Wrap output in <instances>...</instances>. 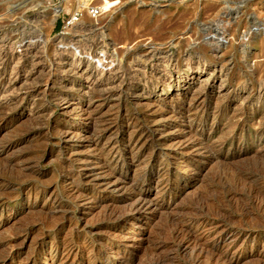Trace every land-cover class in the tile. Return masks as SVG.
Returning a JSON list of instances; mask_svg holds the SVG:
<instances>
[{
  "label": "rangeland",
  "instance_id": "374dc122",
  "mask_svg": "<svg viewBox=\"0 0 264 264\" xmlns=\"http://www.w3.org/2000/svg\"><path fill=\"white\" fill-rule=\"evenodd\" d=\"M92 5L105 10L93 18L87 10ZM75 11H81V17L67 24ZM85 21L91 26L81 30ZM217 26L225 29L223 34L229 39L227 46L206 38ZM163 62L169 63L165 67ZM76 64L84 76L93 75L90 97L94 105L103 103L97 109L98 115L111 123L100 146L105 145L109 137L118 149H124L121 132L129 115L150 127L152 116L164 123L165 119L171 120L169 115L173 112L177 117L173 116L172 121L185 130L180 140L191 146L181 152L173 147L175 140L147 137L143 156L149 158L141 156L143 161L140 159L139 163H121L112 171L111 179L118 178L117 189L110 190L89 181L84 183L81 192H71L70 182L80 163L78 159L88 157L92 161L88 167L95 169L93 164L99 153L86 145L93 136L92 122L83 119L73 106L63 110L67 100L72 105L76 101L81 106L87 105L83 100L88 95L87 89L77 81L80 76L76 74L79 70L73 68ZM101 68L109 73L98 82L95 75ZM164 75L171 79L169 87L162 84ZM15 81L16 87L12 86ZM46 83L48 88H45ZM0 91V264H138L139 259V264H264V194L261 195L264 192L261 190L264 189V0H0ZM190 100L193 103L187 102ZM189 103H192L190 111ZM149 109L157 110L159 115L150 117ZM170 126L168 131L172 133L174 127ZM69 127L80 131V141L84 143L74 154L69 148L74 143L77 146L78 142L75 136L74 141L67 139ZM168 131L166 133L170 134ZM167 151L176 153L179 160L175 156H163ZM164 157L178 162L173 163L168 176L174 183L172 188L160 195L157 173L166 160ZM148 159L150 161L144 164ZM213 162L219 165L214 166ZM178 167L182 168L178 170ZM241 181L246 182L243 185ZM132 189L142 190L149 208L141 210L143 214L137 213L139 216L125 218L122 216L129 214L133 198L121 196H129L127 193ZM96 191L106 198L87 199ZM151 201L160 206L154 208ZM258 202L261 207L257 206ZM115 205L121 212L125 207L128 211L120 213L118 210L120 214L116 217L109 215L110 211L118 212ZM182 210H186V214ZM187 211L192 214L196 211L207 219L205 226L209 229L183 225L182 219L194 216ZM120 216L122 218H117ZM173 222L192 232V237L198 234L199 238L195 239L199 243L185 249L176 247L178 237L182 238L184 233H175L179 228ZM218 235H227L233 243L215 247L213 243ZM208 247L210 250L214 247L216 252H206Z\"/></svg>",
  "mask_w": 264,
  "mask_h": 264
},
{
  "label": "bare ground",
  "instance_id": "6f19581e",
  "mask_svg": "<svg viewBox=\"0 0 264 264\" xmlns=\"http://www.w3.org/2000/svg\"><path fill=\"white\" fill-rule=\"evenodd\" d=\"M97 3V2H96ZM215 5H216V3H215ZM214 5V6H215ZM222 5V4H221ZM220 5V6H221ZM212 6V5H211ZM213 6V7H214ZM220 6L218 5V7H219V9H220ZM211 8V7H210ZM222 8V7H221ZM213 9H215V8H213ZM212 9V10H213ZM218 9V10H219ZM241 12V11H240ZM204 13V12H203ZM221 15V14H220ZM207 16V15H206ZM179 17V16H178ZM176 20V19H175ZM207 20V19H206ZM212 20V19H211ZM201 21V20H200ZM234 21V20H233ZM210 22V21H209ZM85 24H81V26H80V29L81 30H83V29H85V28H87V26H91L90 24L88 25V22H84ZM178 23V22H177ZM232 24V23H231ZM234 24H236V23H234ZM225 25V24H224ZM227 25V24H226ZM166 26H167V28H169L168 27V25L166 24ZM170 26V25H169ZM228 26H230V25H228ZM237 26H239V25H237ZM104 28H105V26H103ZM161 27V26H160ZM197 27V26H196ZM221 26H217L215 29H214V33H209L208 35H206V38H207V40L209 41V42H213V43H216V44H220L219 42H222V44H224V45H226L227 43H229V39L227 38V36L225 37L224 36V34H223V31L225 30H223L222 29V27L220 28ZM226 27V26H225ZM209 28V27H208ZM224 28V27H223ZM234 28V27H233ZM238 28V27H237ZM187 29V28H186ZM197 29V28H196ZM206 29V28H205ZM211 29V28H210ZM209 29V30H210ZM212 29H213V27H212ZM234 30H235V28H234ZM198 31V30H197ZM208 31V30H207ZM168 32V31H167ZM201 32H202V30H201ZM211 32V31H210ZM226 32H227V30H226ZM228 32H229V30H228ZM202 34H203V32H202ZM207 34V33H206ZM191 35L192 34H190V38H191ZM254 35V34H253ZM195 36V35H194ZM194 36H192L193 38H194ZM260 36V35H259ZM198 37V36H197ZM258 38V37H257ZM153 39V38H152ZM189 38H188V36H187V40H188ZM168 40V39H167ZM218 40V41H217ZM33 41V40H32ZM183 41V40H182ZM186 41V40H185ZM173 42V41H172ZM167 43H169V42H167ZM212 43V44H213ZM169 45V44H168ZM152 46V45H151ZM215 46V45H214ZM217 46H219V45H217ZM227 46V45H226ZM216 47V46H215ZM224 47V46H223ZM151 48V47H150ZM155 48V47H154ZM151 49H153V48H151ZM216 49V48H215ZM220 49V48H219ZM263 49V48H262ZM147 51V50H146ZM155 51V50H154ZM154 51H151V52H154ZM185 51V50H184ZM70 52H72V51H70ZM156 52V51H155ZM165 52V51H164ZM261 52V51H260ZM146 53V52H145ZM184 53V52H183ZM169 54V53H168ZM182 54V53H181ZM225 54V53H224ZM17 55V54H16ZM144 55V54H143ZM159 55V54H158ZM162 55V54H161ZM164 56H168V55H165V54H163ZM162 55V56H163ZM103 56V55H102ZM150 56V55H149ZM149 56L147 57L148 59H149ZM221 56V55H220ZM17 57V56H16ZM161 57V56H160ZM187 56H185V58H186ZM95 58V57H94ZM146 58V59H147ZM166 58V57H165ZM172 58V57H171ZM180 58H182V56L180 57ZM184 58V57H183ZM182 58V59H183ZM158 59V58H157ZM177 59V58H176ZM189 59V58H188ZM219 59V58H218ZM74 60V59H73ZM81 60V59H80ZM88 60V59H87ZM86 60V61H87ZM101 60H102V58H101ZM104 60V59H103ZM142 60H144V59H142ZM141 60V61H142ZM184 60V59H183ZM191 60V59H190ZM221 60V59H220ZM223 60V59H222ZM98 61V60H97ZM175 61V60H174ZM173 61V62H174ZM185 61V60H184ZM205 61V60H204ZM21 62V61H20ZM147 62V61H146ZM167 62V61H166ZM171 62V61H170ZM172 62V63H173ZM209 62V61H208ZM224 62V61H223ZM65 63V62H64ZM72 63V62H71ZM79 62L77 61V64H78ZM87 63V62H86ZM144 63V62H143ZM169 63V62H168ZM168 63H165L166 65L168 64ZM177 63V62H176ZM179 63V62H178ZM185 63H186V61H185ZM184 63V64H185ZM200 63V62H199ZM214 63V62H213ZM75 65L73 68L74 69H78L79 71L77 72L76 71V74H78L79 76H80V79H78L77 81L79 82V85L80 84H82V85H84L85 84V87L84 88H86L87 89V91H85V93H88V95L85 97V99H83V100H86L87 101V105H79V101H76V103H74V105H72L73 103H69V101L67 100V99H63L64 101L65 100H67V101H65L64 103H65V108L63 109L64 111H66V108H68V107H71V106H73L72 107V109H74V108H76L77 109V111H79V112H77V113H79V114H81L80 116H82V118L83 119H85V120H89L90 122H92V125H93V136H92V138L88 141V144H86V145H89L90 147H91V150H98L99 151V153L97 154V158H96V161L94 162V164L93 165H96V166H93L95 169H92V168H89L88 167V165L90 166V164L92 163V161H90V160H88L89 158L88 157H86V158H79L78 160L80 161V163L77 165L78 167H77V170L75 171V173H74V178H73V180H72V182H70V190H71V192H73V193H77V192H81V188L82 187H84V183L86 184L87 182H89V181H91V182H93V181H95L93 184L94 185H99L100 187L103 185L104 186V188H110V190H115V189H117V187H119V186H117V177H115L114 178V180H112L111 179V176H112V173L114 172L113 170H116V168L121 164V165H125L126 163L128 164V163H135V162H138L140 159L142 160V158H141V156H143V152H144V146H145V143H146V140H147V137H150V139L151 138H154V140H156V139H158V140H160V141H166L167 139H169V140H175L174 142H173V145H175V146H173L174 148H176V150L177 149H179L180 151L182 150H185L188 146H191L189 143H183L182 142V140H180L181 138L183 139V136L185 135L184 133H185V130H182V129H180L179 128V125H177V123L178 122H176L175 120H173L172 121V117L173 116H176L177 117V115H174L173 113H171L169 116V119H171V120H169V121H167L166 119H165V121L166 122H164V123H160V118L158 119H154V117L152 116V115H154V116H158L159 114H157V110H151V109H149V110H151L150 112H149V115H150V117L152 118V120H150V121H152V125L149 127H146V126H144V124L143 123H140V122H138L137 121V119L135 118V117H132V116H130L129 115V117H126L125 118V123H126V125H125V128L123 129V131L121 132V135H122V140H123V145H124V149L123 150H120V149H118L116 146H115V143H114V141H109L108 140V138L106 139L107 141H105V145H103V146H100V144H101V141H102V139L104 138V136L106 135V133L110 130V128H111V123L108 121V119L107 118H103L101 115L99 116L98 115V110L97 109H99L100 108V106L103 104V103H98V104H96V105H94L95 104V101L90 97L91 95H90V87H92L93 85H94V82H93V75H87V76H84V72H82V71H80V66L79 65ZM94 64V63H93ZM103 64V63H102ZM158 64V63H157ZM165 67H166V65L164 64V62L162 63ZM188 64V63H187ZM143 65V64H142ZM144 65H145V63H144ZM162 65V66H163ZM186 65V64H185ZM219 65V64H218ZM14 66V65H13ZM12 66V67H13ZM71 66V65H70ZM69 66V67H70ZM164 66H163V68H164ZM180 66V65H179ZM187 66V65H186ZM185 66V67H186ZM220 66H222V64H220ZM87 67V66H86ZM96 67V66H95ZM142 67V66H141ZM156 67H158V66H156ZM168 67V66H167ZM184 67V68H185ZM14 68V67H13ZM12 68V69H13ZM159 68H160V66H159ZM171 68H172V66H171ZM190 68V67H189ZM219 68V67H218ZM221 68V67H220ZM223 68V67H222ZM143 69V68H142ZM156 69V68H155ZM158 69V68H157ZM161 69V68H160ZM204 69V68H203ZM214 69V68H213ZM216 69V68H215ZM144 70V69H143ZM220 70V69H219ZM29 71V70H28ZM86 71V70H85ZM99 71V70H98ZM97 71V72H98ZM109 71V70H108ZM107 70H103L102 68L100 69V71L95 75V78H97V81L98 82H100V80H102L103 79V75H105V74H107V72H108ZM159 71V70H158ZM178 71V70H177ZM222 71V70H221ZM162 72V71H161ZM213 72V71H212ZM211 72V73H212ZM96 73V72H95ZM109 73V72H108ZM175 73H177V72H175ZM179 73V72H178ZM194 73V72H193ZM197 73H200L198 70H197ZM220 73V72H219ZM24 74H26V73H24ZM160 73H158V75H159ZM164 74H165V72H164ZM169 74V73H168ZM84 77H83V76ZM86 75V74H85ZM134 75V74H133ZM163 75V74H162ZM193 75V74H192ZM196 75V74H195ZM11 76V75H10ZM27 77H28V75H26ZM25 76V77H26ZM165 76V75H164ZM176 76V75H175ZM204 76V75H203ZM208 76V75H207ZM14 77V76H13ZM17 77V76H16ZM24 77V76H23ZM83 77V78H82ZM161 77V76H160ZM188 77V76H187ZM117 79H118V76L116 77ZM170 77H166L165 76V78L163 77L162 79H164V80H162L163 81V85H166V86H170L169 84H170V82H171V79H169ZM175 78V77H174ZM207 78V77H206ZM212 78V77H211ZM9 79V78H8ZM12 79V78H11ZM16 79V78H15ZM14 79V80H15ZM186 79V78H185ZM188 79V78H187ZM225 79V78H224ZM26 80V78L24 79V81ZM72 80V77H69V81H71ZM96 80V79H95ZM205 80V79H204ZM207 81H209L210 80V77H208L207 79H206ZM6 81V80H5ZM8 81V80H7ZM12 81V80H11ZM10 81V82H11ZM207 81H205L206 83H207ZM221 81V80H220ZM118 82V81H117ZM138 82V81H137ZM147 82V81H146ZM203 82V81H202ZM211 82V81H210ZM5 83H7V82H5ZM26 83V82H25ZM161 83V82H160ZM184 83H185V81H184ZM17 84V81H15L13 84H12V86H15ZM143 84V83H142ZM161 84V85H162ZM202 84V83H201ZM200 83L198 84V85H201ZM146 85V84H145ZM197 85V86H198ZM81 86V85H80ZM87 86V87H86ZM153 86V85H152ZM196 86V85H195ZM203 86H205V85H203ZM220 86H222V85H220ZM8 87V86H7ZM10 87V86H9ZM16 87V86H15ZM15 87L13 88V89H15ZM27 87V86H26ZM49 87V85H47V83L45 84V88H48ZM144 87V86H143ZM188 87V86H187ZM200 87H202V86H200ZM199 87V88H200ZM206 87H207V85H206ZM205 87V88H206ZM44 88V89H45ZM80 88H82V87H80ZM93 88H94V86H93ZM92 88V89H93ZM195 88V87H194ZM198 88V89H199ZM221 88V87H220ZM8 89V88H7ZM112 89H114V88H112ZM197 89V88H196ZM195 89V90H196ZM197 89V90H198ZM120 90V89H119ZM131 90V89H130ZM217 90V89H216ZM215 90V91H216ZM4 91V90H3ZM163 91V90H162ZM199 91V90H198ZM198 91H197V93H198ZM203 90H201V92H202ZM218 91V90H217ZM1 92V91H0ZM104 92V91H103ZM181 92V91H180ZM204 92V91H203ZM214 92V91H213ZM7 92H5V94H6ZM83 93V92H82ZM191 94H193V91H191L190 92ZM200 93V92H199ZM199 93H198V95H199ZM215 93V92H214ZM221 93V92H220ZM4 94V93H3ZM74 94V93H73ZM84 94V93H83ZM98 94V93H97ZM110 94V93H109ZM223 94V93H222ZM222 94H221V96H222ZM95 95V94H94ZM180 95V94H179ZM216 95H217V93H216ZM3 95L1 94V97H2ZM93 96V95H92ZM105 96V95H104ZM158 96V95H157ZM172 96V95H171ZM192 96V95H191ZM204 96H206V95H204ZM220 96V95H219ZM71 97V96H70ZM163 97V96H162ZM180 97V96H179ZM193 98H194V96H192ZM191 97V98H192ZM228 97V96H227ZM190 98V99H191ZM202 98V97H201ZM244 98V97H243ZM5 99V98H4ZM3 99V100H4ZM242 99V98H241ZM245 99V98H244ZM192 100V99H191ZM187 101V102H192V101ZM204 100V99H203ZM232 100V99H231ZM155 101V100H154ZM153 101V102H154ZM171 101V100H170ZM200 101V100H199ZM259 101V100H258ZM152 102V103H153ZM167 102V101H166ZM150 103V102H149ZM170 103V102H169ZM177 103V102H176ZM193 103V102H192ZM192 103H189V105H188V110L190 111L191 110V107H192ZM214 103V102H213ZM259 103V102H258ZM16 104V103H15ZM20 104V103H19ZM201 104H202V102H201ZM200 104V105H201ZM216 104V103H215ZM18 105V104H17ZM154 105V104H153ZM156 105H158L157 103H156ZM186 105V106H187ZM81 106V107H80ZM146 107H147V104L145 105ZM151 106V105H150ZM155 106V105H154ZM174 106V105H173ZM215 106V105H214ZM159 107H160V105H159ZM162 107V106H161ZM179 107V106H178ZM215 108V107H214ZM217 108V107H216ZM69 109V108H68ZM75 109V110H76ZM146 109V108H145ZM157 109V108H156ZM160 108H158V111H160L159 110ZM179 109V108H178ZM197 109V111H198V108H196ZM213 109V108H212ZM225 109V108H224ZM147 110V109H146ZM173 110V109H172ZM177 110V109H176ZM193 110V109H192ZM214 110V109H213ZM215 110H217V109H215ZM214 110V111H215ZM70 111V110H69ZM68 111V112H69ZM72 111H74V110H72ZM182 111V110H181ZM188 111V112H189ZM205 111H206V109H205ZM141 112V111H140ZM196 112V111H195ZM203 112V111H202ZM224 112V111H223ZM257 112V111H256ZM77 113L75 114V115H77ZM146 113V112H145ZM163 113V112H162ZM190 113V112H189ZM192 113H194V111L192 112ZM218 113V112H217ZM100 114V113H99ZM109 114V113H108ZM119 114V113H118ZM142 114V113H141ZM180 114V113H179ZM254 114V113H253ZM191 115V114H190ZM195 115V114H194ZM202 115H203V113H202ZM212 115H213V113H212ZM128 116V115H127ZM139 116V115H138ZM143 116V115H142ZM145 116V115H144ZM166 116H168V115H166ZM183 116V115H182ZM4 117V116H3ZM77 117V116H76ZM165 117V116H164ZM180 117V116H179ZM191 117V116H190ZM205 117V116H204ZM208 117V116H207ZM213 117V116H212ZM75 118V117H74ZM146 118V117H145ZM166 118V117H165ZM175 118V117H174ZM193 118V117H192ZM191 118V119H192ZM214 118V117H213ZM76 119V118H75ZM180 119V118H179ZM187 119V118H186ZM189 119V118H188ZM197 119V118H196ZM74 120V119H73ZM149 120V119H148ZM147 120V121H148ZM162 120V119H161ZM177 120V119H176ZM190 120V119H189ZM212 120V119H211ZM139 121H140V119H139ZM145 121H146V119H145ZM181 121V120H180ZM96 123H99V125L98 126H100V127H98L97 125H95ZM150 123V122H149ZM188 123H190L189 121H188ZM113 124V123H112ZM146 124V123H145ZM182 124H183V122H182ZM260 124V123H259ZM2 125V124H1ZM148 125V124H147ZM170 125H173V127H174V130L173 131H171L172 133H170V131H168V128H171V126ZM185 125V124H184ZM190 125V124H189ZM197 125V124H196ZM201 125V124H200ZM261 125H263V124H261ZM234 126V125H233ZM232 126V127H233ZM189 127V126H188ZM191 127V126H190ZM259 127V126H258ZM65 128V127H64ZM194 128H196L195 126H194ZM213 128V127H212ZM255 128H257V127H255ZM185 129V128H184ZM62 130V129H61ZM67 131H66V133H67V136H69L67 139H72L73 140V136H75L76 138H77V146H75V144L76 143H74L70 148H69V151L71 152V153H76V151H75V149L76 148H78L81 144H84V143H82L83 141H80L81 140V136H80V131H78V132H75L74 131V129H71L70 127H69V129H66ZM166 130L170 133V134H168V133H166ZM201 130V129H200ZM112 131V130H111ZM188 131V130H187ZM196 132H198V131H196ZM91 133V132H90ZM191 133V132H190ZM190 133L188 134V136L190 135ZM194 133V132H193ZM64 134V133H63ZM233 134V133H232ZM90 135V134H89ZM88 135V136H89ZM195 135V134H194ZM257 135V134H256ZM86 136V135H85ZM110 136V135H109ZM187 136V135H186ZM187 136V137H188ZM114 137V136H113ZM112 137V138H113ZM191 137H192V133H191ZM196 137V136H195ZM197 137H198V135H197ZM185 139H186V137H184ZM190 138V137H189ZM200 138V137H199ZM65 139V138H64ZM194 139V138H193ZM206 139V138H205ZM66 140V139H65ZM105 140V139H104ZM115 140V139H114ZM153 140V141H154ZM197 140H198V138H197ZM196 140V141H197ZM208 140V139H207ZM74 141V140H73ZM184 141V140H183ZM199 141V140H198ZM212 141V140H211ZM172 142V141H171ZM191 142V141H190ZM152 143V142H151ZM194 143V142H193ZM197 143V142H196ZM199 143H201V142H199ZM154 144V143H153ZM162 144H163V142H162ZM210 144V143H209ZM168 145H170V142H169V144ZM167 145V146H168ZM204 145V144H203ZM63 146V145H62ZM66 145H64V147H65ZM164 146V145H163ZM166 146V147H167ZM201 146V145H200ZM212 146V145H211ZM0 147H1V145H0ZM3 147V146H2ZM6 147V146H5ZM151 147V146H150ZM165 147V146H164ZM172 147V146H171ZM199 147V146H198ZM198 147H196V148H198ZM261 147V146H260ZM155 148V147H154ZM161 148V147H160ZM170 148V147H169ZM202 148V147H201ZM207 148V147H206ZM258 148V147H257ZM153 149V148H152ZM171 149V148H170ZM193 149V148H192ZM210 149H212L211 147H210ZM210 149L208 150V151H210ZM260 149V148H259ZM77 150V149H76ZM175 150V151H176ZM191 150V149H190ZM195 150V149H194ZM194 150H193V152H194ZM206 150V149H205ZM162 151V150H161ZM179 151V152H180ZM181 151V152H182ZM199 151V150H198ZM198 151H196V152H198ZM204 151V150H203ZM208 151H207V153H208ZM212 151V150H211ZM260 151V150H259ZM3 152V151H2ZM146 152H148V151H146ZM188 152H190L189 150H188ZM187 152V153H188ZM191 152H192V150H191ZM195 152V153H196ZM200 152V151H199ZM94 153V152H93ZM178 153V152H177ZM202 153V152H201ZM72 154V155H73ZM163 154V153H162ZM174 154V155H173ZM173 154H171L170 153V151H167V152H165L164 153V155L163 156H169V155H171V156H175L174 158H176V159H178L179 160V158L180 157H177V154L176 153H173ZM191 154V153H190ZM194 154V153H193ZM204 154V153H203ZM202 154V155H203ZM206 154V153H205ZM213 154V153H212ZM212 154H210V155H212ZM239 154V153H238ZM241 154V153H240ZM262 154V153H261ZM8 155V154H7ZM6 155V156H7ZM94 155H95V153H94ZM146 155V154H145ZM159 155V154H158ZM202 155H200V156H202ZM208 155H209V153H208ZM264 155V154H263ZM8 156H10V155H8ZM69 156V155H68ZM105 156V157H104ZM179 156V155H178ZM217 156V155H216ZM66 157V156H65ZM85 157V156H84ZM144 157V156H143ZM69 158V157H68ZM103 158V159H102ZM145 158H149V156L148 157H144V159ZM158 158V157H157ZM164 158H166V160H165V162L163 161V165L161 166V168L158 170V173H157V176H158V185L160 186H158L159 187V190H157L158 188H156L155 190H157L158 192H159V194L160 195H162V194H164V193H166L167 192V190L171 187V185L172 184H174L173 183V181H169V178H168V176H169V172H170V170H171V166L173 165V163H175V161L176 160H173V159H170V158H167V157H164ZM208 158V157H207ZM262 158V157H261ZM163 159V158H162ZM17 160V159H16ZM92 160V159H91ZM153 160V159H152ZM178 160L176 161V162H178ZM196 160V159H195ZM219 160V159H218ZM218 160H216V161H218ZM223 160V159H222ZM256 160V159H255ZM263 160V159H262ZM2 161V160H1ZM15 161V160H14ZM19 161V160H18ZM77 161V160H76ZM78 161V162H79ZM143 161V160H142ZM145 161V160H144ZM150 161V159H148V161L146 162V163H144V164H147L148 162ZM162 161V160H161ZM183 161V160H182ZM181 160L179 161V162H182ZM201 161V160H200ZM219 161H221V160H219ZM218 161V162H219ZM253 161V160H252ZM204 162V161H203ZM217 162V163H218ZM222 162V161H221ZM3 163V162H2ZM22 163V162H21ZM24 163V162H23ZM70 163V162H69ZM72 163V162H71ZM139 163V162H138ZM142 163V162H141ZM159 163H161V162H159ZM185 163V162H184ZM216 163V165H219V164H217ZM220 163V162H219ZM262 163V162H261ZM61 164V163H60ZM143 164V163H142ZM143 164V165H144ZM186 164V163H185ZM199 164V163H198ZM208 164V163H207ZM215 163L213 162L212 163V165H214ZM15 165H17V164H15ZM175 165V164H174ZM183 165V164H182ZM201 165V164H200ZM216 165H214V166H216ZM221 165V164H220ZM23 166H25V165H23ZM65 166V165H64ZM146 166V165H145ZM158 166V165H157ZM211 166V165H210ZM2 167V166H1ZM15 167H17V166H15ZM97 167V168H96ZM137 167V166H136ZM139 167H140V165H139ZM174 167V166H173ZM196 167V166H195ZM217 167H219V166H217ZM122 168V167H121ZM144 168V167H143ZM179 169L178 170H180L182 167H178ZM184 168V167H183ZM187 167H185V170H187L186 169ZM212 168H213V166H212ZM16 169V168H15ZM74 169V168H73ZM190 169V168H189ZM24 170H25V168H24ZM66 170V169H65ZM68 171H69V168L67 169ZM71 170V169H70ZM97 170V171H96ZM118 170V169H117ZM137 170H140V169H137ZM184 170V169H183ZM193 170V169H192ZM234 170V169H233ZM20 171V170H19ZM67 171V172H68ZM113 171V172H112ZM142 172H143V170H141ZM146 171V170H145ZM151 171V170H150ZM196 171V170H195ZM70 172V171H69ZM72 172V171H71ZM185 172V171H184ZM23 173V172H22ZM25 173V172H24ZM23 173V174H24ZM60 173V172H59ZM122 173V172H121ZM186 173V172H185ZM189 173V172H188ZM196 173V172H195ZM234 173V172H233ZM64 174V173H63ZM72 174V173H71ZM70 174V175H71ZM139 174H140V172H139ZM139 174H138V176H139ZM182 174V173H181ZM25 175V174H24ZM57 176H58V174H56ZM120 175V174H119ZM149 175V174H148ZM64 176V175H63ZM143 176V175H142ZM178 176V175H177ZM190 176V175H189ZM192 176V175H191ZM25 177V176H24ZM23 177V178H24ZM135 177H137V175H135ZM23 178H22V180H23ZM34 178V177H33ZM142 178V177H141ZM190 178V177H189ZM195 178V177H194ZM240 178V177H239ZM243 178V177H242ZM18 179V178H17ZM19 179H20V177H19ZM27 179V178H26ZM25 179V180H26ZM31 179V178H30ZM120 179V178H119ZM123 179V178H122ZM241 179V178H240ZM246 179V178H245ZM75 180H76V182H75ZM136 180H137V178H136ZM143 180V179H142ZM239 180V179H238ZM243 180H244V178H243ZM120 181H122L121 179H120ZM175 181H177V180H175ZM247 181V180H246ZM246 181H241L242 183H243V185H244V183L246 182ZM249 181V180H248ZM247 181V182H248ZM156 182V181H155ZM250 182V181H249ZM247 183V185L248 184H250V183ZM28 183V182H27ZM120 183V182H119ZM124 183V182H123ZM191 183V182H190ZM261 183V182H260ZM1 184V183H0ZM66 184V183H65ZM91 184V183H90ZM156 184V183H155ZM31 185V184H30ZM64 185V184H63ZM88 185V184H87ZM86 185V186H87ZM124 185V184H123ZM241 186H242V184H240ZM246 185V184H245ZM2 186V185H1ZM5 186V185H4ZM22 186H24V185H22ZM40 186H42V185H40ZM46 186V185H45ZM121 186V185H120ZM129 186V185H128ZM133 186V185H132ZM239 187V188H241L240 189V192H241V190H242V187ZM250 186H251V184H250ZM263 186V185H262ZM36 187V186H35ZM90 187V186H89ZM93 187V186H92ZM95 187V186H94ZM127 187V186H126ZM131 187V186H130ZM179 187V186H178ZM181 187V186H180ZM245 188H246V186H244ZM259 187V186H258ZM264 187V186H263ZM13 188V187H12ZM60 188V187H59ZM103 188V189H104ZM172 188V187H171ZM251 188V187H250ZM254 188H256V187H254ZM259 188H262V187H259ZM39 189H40V187H39ZM89 189V188H88ZM93 189V188H92ZM96 189V188H95ZM121 189V188H120ZM124 189V188H123ZM128 189H129V187H128ZM131 189V188H130ZM248 189V188H247ZM252 189V188H251ZM250 189V190H251ZM257 189V188H256ZM41 190V189H40ZM125 190V189H124ZM139 190V189H138ZM244 190V189H243ZM253 190H255V189H253ZM259 190V189H258ZM261 190H264V189H261ZM84 191V190H83ZM104 191V190H103ZM118 191H121V190H119L118 189ZM132 192L131 193H127V195H129V196H125V197H122L121 196V198H123V199H128V197L129 198H133V201H132V203L129 205V207H130V212L133 210L134 212H128L129 214H127V212L126 211H128L127 209H126V211H125V208L123 209L126 213V215L125 216H122V214H121V216L122 217H125V218H128V217H130L131 215H136L137 213H139V212H141L142 213V211L141 210H144V209H146V208H149V203L147 204L148 206H146V200H145V198H144V194H143V192H142V190H139V191H137V189H136V191H135V189L133 190H131ZM39 192V191H38ZM44 192V191H43ZM122 192V191H121ZM126 192V191H125ZM127 192H128V190H127ZM136 192V193H135ZM174 192V191H173ZM234 192V191H233ZM245 192H247V190L245 191L244 190V193ZM252 192H254V191H252ZM258 192V191H257ZM169 193V192H168ZM243 193V192H242ZM259 193V192H258ZM261 193V192H260ZM2 194V193H1ZM33 194V193H32ZM157 194V193H156ZM159 194H157V196L159 195ZM257 194V193H256ZM255 193H254V195H256ZM262 194H264V192L263 193H261V195ZM119 195V194H118ZM260 195V199L264 196H261ZM6 196V195H5ZM167 196V195H166ZM170 196V195H169ZM257 196H258V194H257ZM257 196H256V198H257ZM1 197V196H0ZM44 197V196H43ZM55 197V196H54ZM160 197V196H159ZM212 197V196H211ZM77 198V197H76ZM106 198V196H103V195H101L100 194V191H96L95 192V194L93 195V196H89V198H87V199H105ZM114 198V197H113ZM120 198V197H119ZM53 199V198H52ZM146 199H148V198H146ZM156 199V198H155ZM161 199H163V197L161 198ZM259 199V198H258ZM262 199H264V198H262ZM261 199V200H262ZM7 200H9V198L7 199ZM6 200V201H7ZM260 200V201H261ZM50 201V200H49ZM112 201V200H111ZM116 201V200H115ZM255 201V200H254ZM257 201V200H256ZM259 201V200H258ZM1 202H3V200L1 201ZM53 202V201H52ZM99 202V201H98ZM152 202V201H151ZM264 202V201H263ZM60 203V202H59ZM78 203V202H77ZM153 203V202H152ZM190 203V202H189ZM192 203V202H191ZM196 203V202H195ZM259 203V202H258ZM48 204V203H47ZM82 204V203H81ZM87 204V203H86ZM95 204V203H94ZM109 204V203H108ZM113 204H115V203H113ZM119 204V203H118ZM125 204H127V203H125ZM160 204H161V202H160ZM206 204V203H205ZM212 204V203H211ZM5 205V204H4ZM110 205H111V203H110ZM122 205V204H121ZM121 205L119 206V207H121ZM153 205V207L155 208V206H157V205H159V203H153L152 204ZM160 206V205H159ZM188 206V205H187ZM189 206H190V204H189ZM192 206V205H191ZM211 206V205H210ZM257 206H260V203H259V205L257 204ZM109 207V206H108ZM114 207V206H113ZM128 207V206H127ZM198 207V206H197ZM261 207V206H260ZM259 207V208H260ZM264 207V206H263ZM63 208H64V206H63ZM69 208V207H68ZM92 208V207H91ZM114 208H116V210H117V208L118 207H116V205H115V207ZM157 208H159V207H157ZM195 208V207H194ZM194 208H192V209H194ZM53 209V208H52ZM111 209V208H110ZM121 209V208H120ZM129 209V208H128ZM184 209V208H183ZM215 209H217V208H215ZM262 209V208H261ZM55 210V209H54ZM115 210V209H114ZM119 210V209H118ZM117 210V211H118ZM148 210V209H147ZM151 210H152V208H151ZM199 210V209H198ZM202 210V209H201ZM200 210V211H201ZM260 210V209H259ZM263 210H264V208H263ZM262 210V211H263ZM73 211V210H72ZM108 211H109V209H108ZM120 211V210H119ZM119 211L118 212H116V211H110L109 212V215H112V216H114V217H116V216H118V215H116L117 213H119ZM123 211V212H124ZM153 211V210H152ZM156 211V210H155ZM194 211V210H193ZM192 211V212H193ZM203 211V210H202ZM201 211V212H202ZM61 212V211H60ZM69 212V211H68ZM123 212H121L120 211V213H123ZM160 212V211H159ZM158 212V213H159ZM181 212V211H180ZM184 212V210H182V213ZM185 212H186V210H185ZM184 212V213H185ZM187 212H189V211H187ZM196 212V211H195ZM195 212H193V214H194V216H190V217H188V215H187V220L185 219V220H181V221H184V223L185 224H183V225H186V226H188V227H192V226H194L195 228H197V227H203V226H205V224H206V222H207V219L205 220V218L204 217H202L200 214L198 215V213H195ZM199 212V211H198ZM216 212V211H215ZM264 212V211H263ZM62 213V212H61ZM61 213H59V214H61ZM72 213V212H71ZM105 213V212H104ZM119 213V214H120ZM144 213V212H143ZM142 213V214H143ZM157 213V212H156ZM161 213H165L166 214V212H160L159 214H161ZM182 213H181V215H182ZM191 212H189V214H190ZM200 213V212H199ZM186 214V213H185ZM185 214H184V216H185ZM192 214V213H191ZM190 214V215H191ZM192 214V215H193ZM195 214H196V216H195ZM201 214H204V213H201ZM164 215V214H163ZM198 215V216H197ZM205 215V214H204ZM215 215H218V214H216L215 213ZM260 215H261V211H260ZM117 217V218H122V217ZM137 216H139L138 214H137ZM147 216V215H146ZM159 216V215H158ZM169 216V215H168ZM176 216V215H175ZM184 216H182V218L184 217ZM108 217V216H107ZM114 217H112V218H114ZM136 217V216H135ZM170 218H171V216H169ZM263 217V216H262ZM152 218V217H151ZM159 218V217H158ZM166 218V217H165ZM169 218V219H170ZM174 218H176V217H174ZM179 219H180V216L178 217ZM208 218V217H207ZM229 218V217H228ZM261 218V217H260ZM116 219V218H115ZM148 219V218H147ZM150 219V218H149ZM64 220V219H63ZM113 220V219H112ZM111 220V221H112ZM165 220H167V219H165ZM164 220V221H165ZM173 220V218H171V221ZM229 220V219H228ZM257 220V219H256ZM109 221V220H108ZM177 221V220H176ZM181 221H177V222H180V223H183V222H181ZM170 222V221H169ZM213 222V221H212ZM55 223V222H54ZM60 223V222H59ZM106 223V222H105ZM165 223H167V222H165ZM174 223V222H173ZM173 223H170V224H172L173 225ZM179 223V225H181ZM130 224H132V223H130ZM164 224V223H163ZM162 224V225H163ZM168 224V223H167ZM176 223H174V225H175ZM209 224H210V222H209ZM154 225V224H153ZM161 225V224H160ZM232 225V224H231ZM263 225V224H262ZM97 226V225H96ZM136 226V225H135ZM168 226V225H167ZM175 226H177L178 227V225L176 224ZM213 226H216V224L214 225L213 224ZM213 226H211V227H213ZM227 226V225H226ZM230 226V225H229ZM258 226V225H257ZM261 226V225H260ZM61 227V226H60ZM170 227V226H169ZM174 227V226H173ZM173 227H172V231H173ZM176 227V228H177ZM243 227V226H242ZM58 228V227H57ZM152 228V227H151ZM162 228H163V226H162ZM179 229H177L176 231H175V233H184V236H182V238H180V237H178L180 240L179 241H176V247H179V246H181V247H184V249L186 248V247H188L189 245H193V246H196L199 242L195 239L196 237H198V236H196V235H198V234H195V237H192V236H190V233L192 234V232H190L189 233V231H186L183 227H178ZM205 228H207L206 226H205ZM214 228V227H213ZM171 229V228H170ZM188 229V228H187ZM199 229V228H198ZM207 229H209V228H207ZM221 229V228H220ZM238 229V228H237ZM244 229V228H243ZM197 230V229H196ZM206 230V229H205ZM205 230H203V231H205ZM212 230V229H211ZM210 230V231H211ZM224 230V229H223ZM230 230V229H229ZM242 230V229H241ZM168 231V230H167ZM170 231V230H169ZM168 231V232H169ZM191 231H193V230H191ZM202 231V232H203ZM207 231V230H206ZM219 231V230H218ZM217 230H216V232L217 233H219ZM227 231V230H226ZM232 231H233V229H232ZM235 231V230H234ZM250 231V230H249ZM171 232V231H170ZM200 232V231H199ZM208 232V231H207ZM225 232V231H224ZM172 233V232H171ZM194 233V232H193ZM221 233V232H220ZM234 233V232H233ZM237 233V232H236ZM253 233V232H252ZM159 234V233H158ZM170 234V233H169ZM200 234V233H199ZM207 234V233H206ZM215 234V233H214ZM230 234H232V232H230ZM254 234H255V232H254ZM159 235H161V234H159ZM204 235H205V233H204ZM207 235H209V234H207ZM239 235V234H238ZM247 235V234H246ZM26 236V235H25ZM40 236V235H39ZM163 236V235H162ZM170 236V235H169ZM174 236H176V235H174ZM174 236H172V238L174 237ZM179 236V235H178ZM200 236V235H199ZM213 236V235H212ZM211 236V237H212ZM233 237H234V235H232ZM240 236V235H239ZM164 237V236H163ZM165 238V237H164ZM172 238H171V240H172ZM175 238V237H174ZM199 238V237H198ZM203 238V237H202ZM207 238V237H206ZM214 238V237H213ZM213 238H211L212 240H213ZM228 238L229 237H227V235L225 236V235H218L215 239H214V243H213V245L215 246V247H218L219 246V244H225L226 246H229L230 245V242L232 241V239H230V240H228ZM235 238V237H234ZM8 239V238H7ZM85 239V238H84ZM89 239V238H88ZM170 239V238H169ZM208 239V238H207ZM206 239V240H207ZM166 240V239H165ZM178 240V239H177ZM202 240V239H201ZM228 240V241H227ZM96 241V240H95ZM169 241V240H168ZM173 241H175V239L173 240ZM209 241H210V239H209ZM40 242V241H39ZM83 242V241H82ZM203 242V241H202ZM257 242V241H256ZM30 243H32V242H30ZM72 243V242H71ZM88 243V242H87ZM97 243V242H96ZM103 243V242H102ZM210 243V242H209ZM232 243H233V241H232ZM94 244V243H93ZM159 244V243H158ZM202 244V243H201ZM201 244H199V245H201ZM236 244V243H235ZM240 244V243H239ZM262 244V243H261ZM51 245V244H50ZM74 245V244H73ZM92 245V244H91ZM263 245V244H262ZM32 246V245H31ZM88 246V245H87ZM96 246V245H95ZM94 246V247H95ZM101 246V245H100ZM103 246V245H102ZM211 246V245H210ZM241 246V245H240ZM202 247V246H201ZM204 247V246H203ZM221 247V246H220ZM84 248V247H83ZM86 248V247H85ZM101 248V247H100ZM107 248V247H106ZM111 248V247H110ZM174 248V247H173ZM195 248V247H194ZM198 248V247H197ZM196 248V250H198ZM212 249V251H213V248L214 247H211ZM222 248V247H221ZM226 248V247H225ZM263 248V247H262ZM88 249H90V248H88ZM112 249V248H111ZM148 249V248H147ZM193 248H191V250H192ZM33 250V249H32ZM109 250V249H108ZM107 250V251H108ZM149 250V249H148ZM151 250V249H150ZM163 250V249H162ZM189 251H190V249H188ZM195 250V251H196ZM200 250H201V248H200ZM202 250H203V248H202ZM205 250V249H204ZM210 249H209V247L207 248V251L206 252H210L209 251ZM216 250V249H215ZM222 250V249H221ZM226 249H224L223 250V252L225 251ZM236 250V249H235ZM234 250V251H235ZM90 251H91V249H90ZM117 251V250H116ZM115 251V252H116ZM152 251V250H151ZM161 251V250H160ZM172 251V250H171ZM170 251V252H171ZM184 251V250H183ZM186 251H187V249H186ZM230 251V250H229ZM99 252V251H98ZM150 252V251H149ZM192 253H193V250L191 251ZM198 252V251H197ZM203 252V251H202ZM214 252V251H213ZM213 252H210V253H213ZM216 252V251H215ZM214 252V253H215ZM231 252V251H230ZM240 252V251H239ZM184 253V252H183ZM221 253H222V251H221ZM226 253V252H225ZM234 253V252H233ZM78 254V253H77ZM153 254V253H152ZM196 254V252L194 253V255ZM198 254V253H197ZM200 254V253H199ZM198 254V255H199ZM206 254V256H208L207 255V253H205ZM220 254V253H219ZM219 254H217V256L218 257H221V256H219ZM36 255V254H35ZM50 255V254H49ZM141 255H143V254H141ZM144 255H147V254H144ZM183 255V254H182ZM192 255V254H191ZM222 255V254H221ZM225 255V254H224ZM231 255H233L232 253H231ZM96 256V255H95ZM104 256V255H103ZM106 256V255H105ZM128 256V255H127ZM176 256V255H175ZM186 256V255H185ZM196 257H197V255H195ZM204 256V255H203ZM211 256V255H210ZM94 257V256H93ZM101 257V256H100ZM124 257V256H123ZM142 257H144V256H142ZM201 257V256H200ZM230 257V256H229ZM51 258V257H50ZM54 258V257H53ZM67 258V257H66ZM98 258V257H97ZM140 258V257H139ZM146 258V257H145ZM175 258V257H174ZM193 258H195V257H193ZM208 258V257H207ZM210 258V257H209ZM209 258H208V260L207 261H210L209 260ZM223 258V257H222ZM64 259V258H63ZM88 259V258H87ZM94 259V258H93ZM105 259V258H104ZM123 259V258H122ZM144 259V258H143ZM196 260H200V259H197V258H195ZM211 259V258H210ZM213 259V258H212ZM238 259V258H237ZM72 260V259H71ZM176 260V259H175ZM186 260V259H185ZM188 260V259H187ZM216 260V259H215ZM219 260V259H218ZM217 260V261H218ZM222 259H220V262L222 263V261H221ZM225 260H227V259H225ZM77 261V260H76ZM80 261V260H79ZM91 261V260H90ZM119 261V260H118ZM141 260L139 259V261H138V264H139V262H140ZM223 261H224V259H223ZM229 261V260H228ZM228 261L226 262V263H228ZM74 262V261H73ZM109 262V261H108ZM123 262V261H122ZM144 262V261H143ZM187 262H189V261H187ZM193 262V261H192ZM195 262V261H194ZM198 262V261H197ZM200 262V261H199ZM198 262V263H199ZM211 262H212V260H211ZM210 262V263H211ZM225 262V261H224ZM94 263V262H93ZM107 263V262H106ZM128 263V262H127ZM156 263H157V261H156ZM162 263V262H161ZM179 263V262H178ZM183 263V262H182ZM218 263V262H217ZM216 263V264H217ZM88 264H90V263H88ZM137 264V263H136ZM144 264V263H143ZM145 264H152V263H145ZM183 264H185V263H183ZM207 264H209V262L207 263ZM215 264V263H214Z\"/></svg>",
  "mask_w": 264,
  "mask_h": 264
},
{
  "label": "built area",
  "instance_id": "2783aa9c",
  "mask_svg": "<svg viewBox=\"0 0 264 264\" xmlns=\"http://www.w3.org/2000/svg\"><path fill=\"white\" fill-rule=\"evenodd\" d=\"M87 10H88V14L91 17L95 18L98 15H100L105 9L98 5H92L88 7ZM81 15H82L81 11H75L73 15L67 19V24L74 23L76 20H78L81 17Z\"/></svg>",
  "mask_w": 264,
  "mask_h": 264
}]
</instances>
